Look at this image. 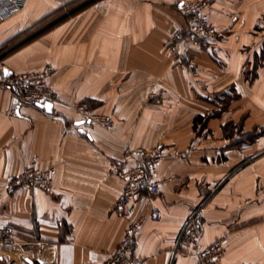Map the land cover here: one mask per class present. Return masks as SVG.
<instances>
[{
	"label": "crops",
	"instance_id": "0c3cea01",
	"mask_svg": "<svg viewBox=\"0 0 264 264\" xmlns=\"http://www.w3.org/2000/svg\"><path fill=\"white\" fill-rule=\"evenodd\" d=\"M179 2L28 0L0 22V69L52 68L59 97L57 116L27 104L11 116L16 95L0 98V227L16 234L14 244L0 242V264H112L129 224L118 211L121 172L139 149L162 157L164 183L157 195L143 190L131 217L142 219L135 264H202L175 253L201 204V246L224 237L226 247L203 264H264V0H211L219 36L209 51L190 49L200 80L167 49L186 29ZM226 87L225 108L207 98ZM78 104L113 116L114 130L86 131ZM27 167L55 168L52 189H9Z\"/></svg>",
	"mask_w": 264,
	"mask_h": 264
},
{
	"label": "built area",
	"instance_id": "2783aa9c",
	"mask_svg": "<svg viewBox=\"0 0 264 264\" xmlns=\"http://www.w3.org/2000/svg\"><path fill=\"white\" fill-rule=\"evenodd\" d=\"M27 1L0 0V22L9 20L21 13ZM206 4L207 2H184L185 6L180 7V9L187 17L186 29L174 33L167 45L168 51L174 55L175 63L188 70L195 79H200L201 70L189 56L185 41H189V44L194 47L209 51L218 34V31L211 24L210 16L206 11ZM52 73V68L23 74H5L4 70L0 69V98L6 89L16 95L7 113L15 116L19 113L20 106L27 104L48 110L50 115L57 116L59 114L57 108L59 97L48 83ZM229 91L230 89L226 88L220 92H207L206 95L208 99L222 107L227 100ZM46 105H51V110ZM75 108L83 117L86 131L91 130L96 125L102 126L108 131L114 130L116 122L113 116L97 113L86 105L78 104ZM131 155L133 164L121 172V176L125 181V189L118 202V211L121 216L129 220V224L123 240L111 253L110 262L112 264H135L136 236L142 219L135 220L131 217L143 190L147 188L151 195H157L164 183L158 176L162 161L161 156L148 153L143 149L132 150ZM55 175V168L27 167L22 173L10 180L8 188L11 190L40 188L50 191ZM203 213V204L195 207L180 231L175 246L176 254L180 251H187L196 255L202 264L219 261L226 252L224 237L216 239L206 246H201ZM161 217L162 213L159 209L152 210L151 218L154 221H159ZM15 241L16 234L10 225L0 227V242L12 245Z\"/></svg>",
	"mask_w": 264,
	"mask_h": 264
},
{
	"label": "rangeland",
	"instance_id": "374dc122",
	"mask_svg": "<svg viewBox=\"0 0 264 264\" xmlns=\"http://www.w3.org/2000/svg\"><path fill=\"white\" fill-rule=\"evenodd\" d=\"M82 1H87V0H82ZM90 1H93V0H90ZM201 2H207V4H206V11L208 12V14H209V16H210V12H209V10H208V8H209V6L211 5V0H205V1H201ZM199 3V2H198ZM80 4V3H79ZM85 3H83V4H81L80 5V7H77L78 8V10L84 5ZM77 8L76 9H73L72 11H69V9H67V10H65V11H63V12H61L60 14H57V15H55L54 17H52V19H50V20H47L46 22H44V23H42L41 24V26H40V29L41 28H43V27H46V28H48V27H51V26H53V25H55V24H57L58 22H60L61 20H63V19H65L66 17H68V15L70 14V13H73L75 10H77ZM180 11H181V13L183 14V11L180 9ZM184 15V14H183ZM185 16V15H184ZM59 18H62L61 20H59V21H56L55 22V20H57V19H59ZM185 19H186V23H187V17L185 16ZM210 21H211V16H210ZM49 23V25H47ZM52 23V24H51ZM211 24L213 25V23H212V21H211ZM214 26V25H213ZM215 27V26H214ZM215 29H216V27H215ZM217 30V29H216ZM177 32V31H176ZM175 32V33H176ZM173 36V35H172ZM187 36V35H186ZM219 36V33L217 34V36H216V39H217V37ZM172 38V37H171ZM170 38V39H171ZM187 39H188V36H187ZM215 39V40H216ZM188 41V40H187ZM190 42L188 41V42H186L185 41V45H186V47L188 48V53H189V56L191 57V55H190V49L191 48H197V47H194L193 45H190L189 44ZM199 49H202V48H199ZM202 50H206V49H202ZM207 51V50H206ZM170 52V51H169ZM171 53V52H170ZM6 54V52H4V51H0V60L2 59V57L4 56ZM172 54V53H171ZM172 56H173V61H174V65L175 66H179L178 64H176L175 63V59H174V55L172 54ZM193 60V59H192ZM194 61V60H193ZM196 63V62H195ZM197 64V63H196ZM198 65V64H197ZM199 66V65H198ZM180 67V66H179ZM200 68V67H199ZM186 70V69H185ZM201 70V69H200ZM54 72V71H53ZM201 75H202V71H201ZM200 79H201V77H200ZM200 79H198V80H200ZM226 88H228V87H226ZM226 88H223L221 91H224V89H226ZM230 89V88H229ZM209 92H220V91H209ZM230 92V91H229ZM80 105H84V104H80ZM226 105H227V100L225 101V103H224V106H219L220 108H225L226 107ZM87 107H89L88 105H86ZM89 108H91V107H89ZM91 109H93V108H91Z\"/></svg>",
	"mask_w": 264,
	"mask_h": 264
},
{
	"label": "snow or ice",
	"instance_id": "6c2138e0",
	"mask_svg": "<svg viewBox=\"0 0 264 264\" xmlns=\"http://www.w3.org/2000/svg\"><path fill=\"white\" fill-rule=\"evenodd\" d=\"M184 6H185V5H184V3H183V0H180V2H179V7L183 8ZM4 72H5V74H8V70H7V69H5ZM46 107H48L49 110H51V105H46ZM41 264H43V262H41Z\"/></svg>",
	"mask_w": 264,
	"mask_h": 264
},
{
	"label": "trees",
	"instance_id": "16d2710c",
	"mask_svg": "<svg viewBox=\"0 0 264 264\" xmlns=\"http://www.w3.org/2000/svg\"><path fill=\"white\" fill-rule=\"evenodd\" d=\"M200 120H202V117H199V118L197 119V121H200Z\"/></svg>",
	"mask_w": 264,
	"mask_h": 264
},
{
	"label": "water",
	"instance_id": "95a60500",
	"mask_svg": "<svg viewBox=\"0 0 264 264\" xmlns=\"http://www.w3.org/2000/svg\"><path fill=\"white\" fill-rule=\"evenodd\" d=\"M61 19H62V18H59V19L55 20V22H56V21H59V20H61ZM51 24H52V23H51Z\"/></svg>",
	"mask_w": 264,
	"mask_h": 264
}]
</instances>
